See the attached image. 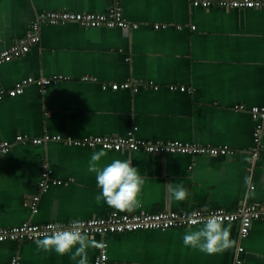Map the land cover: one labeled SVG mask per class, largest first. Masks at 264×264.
<instances>
[{
	"label": "crops",
	"instance_id": "obj_1",
	"mask_svg": "<svg viewBox=\"0 0 264 264\" xmlns=\"http://www.w3.org/2000/svg\"><path fill=\"white\" fill-rule=\"evenodd\" d=\"M113 4L0 0V49L25 35L43 10L104 12ZM121 4L137 27L43 23L40 40L28 52L0 64V88L6 90L28 76L55 77L43 88L28 83L22 93L0 99V141L12 142L0 155L1 227L68 222L113 211L96 199L101 190L88 171L91 154L101 149L108 151L102 163L131 159L144 176L141 207L132 213L235 210L264 201V125L257 150L252 114V106L264 105V8L202 7L188 0ZM126 80L133 82L129 89L102 87ZM148 80L159 87L148 88ZM129 131L146 139L226 144L231 152L154 153L67 141ZM18 135L42 140L18 141ZM44 167L51 170L46 189L40 185ZM169 184H182L188 198L176 201ZM224 224L236 245L216 255L184 246L189 227L91 235L108 241V264H234L238 223ZM40 238L0 241V264H15V257L20 264H76L69 255L38 249ZM242 243V264H264V219L253 220ZM96 254L97 248L89 250V264Z\"/></svg>",
	"mask_w": 264,
	"mask_h": 264
},
{
	"label": "built area",
	"instance_id": "obj_2",
	"mask_svg": "<svg viewBox=\"0 0 264 264\" xmlns=\"http://www.w3.org/2000/svg\"><path fill=\"white\" fill-rule=\"evenodd\" d=\"M192 5L202 7H224V8H264V0H188ZM68 21L77 22L83 26H108L121 27L125 30L138 26V23L131 21L124 16L121 0H114L113 6L104 12L97 11H73V10H56L46 9L38 13L35 20L31 22L29 31L13 41L9 46L0 49V64L10 61L15 57H19L28 52L31 47L40 40V27L43 23L56 24ZM180 27V25H178ZM195 27V26H193ZM87 78V77H86ZM55 77H40L35 78L28 76L15 83L11 89L0 88V99L5 95H17L22 93L25 85L36 82L40 87L46 86ZM131 81L112 82L110 85L102 83V87L111 86L113 89L117 88H131ZM148 88L157 89L158 83L153 80L145 82ZM174 87V86H172ZM184 89V86H181ZM137 89V86L134 88ZM252 114L255 118L256 125L254 130V140L256 149L260 150L262 147V131L264 120V105L252 106ZM54 138H61L60 135L53 136ZM30 138L25 135H18V141H27ZM34 142H39L41 138L30 139ZM70 143L84 144V145H101L105 148L116 150H137L145 149L154 153H185V154H211V155H226L231 152L228 145H211L196 142L182 141V140H156L139 138L132 131L126 135H94L77 139H67ZM12 142L10 140L0 141V155L10 150ZM256 150V154L258 151ZM50 169L44 167L40 185L42 189H46L49 185ZM54 183H60L61 180H52ZM38 196H35L37 199ZM209 215H215L223 220V222L238 223V245L236 248V256L234 264H242L243 253L245 247L242 240L249 235L250 227L255 219H264V201L250 202L241 205L235 210H230L224 207L216 208H198L195 210H160L155 212H140V213H121L115 210L110 211L104 216H95L85 219H73L81 221L83 228L90 234L102 235L107 232H125L139 229H167L171 226L189 227V224L198 225ZM68 222L62 221H46L44 223H33L25 221L18 225L11 227L0 226V241L5 240H24L35 239L43 237L49 233L51 226L56 229L68 228L71 225ZM101 247L97 248L93 264H108V241L100 238L97 241ZM15 264H20V259L15 257L13 259Z\"/></svg>",
	"mask_w": 264,
	"mask_h": 264
},
{
	"label": "clouds",
	"instance_id": "obj_3",
	"mask_svg": "<svg viewBox=\"0 0 264 264\" xmlns=\"http://www.w3.org/2000/svg\"><path fill=\"white\" fill-rule=\"evenodd\" d=\"M106 157L107 150L93 152L88 165V171L95 174L96 184L101 190L96 199L103 200L116 212L136 211L141 207L144 176L133 166L131 159L113 158L102 163ZM168 187L176 201L183 202L188 198V190L182 184L175 187L169 184ZM182 239L184 246L207 255L224 253L236 245L230 226H225L223 220L215 215H209L198 226L189 224V230ZM36 245L44 252L69 255L76 264H89V250L101 247L79 220H73L70 227L64 229L51 226L50 232L37 239Z\"/></svg>",
	"mask_w": 264,
	"mask_h": 264
}]
</instances>
